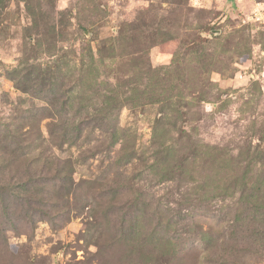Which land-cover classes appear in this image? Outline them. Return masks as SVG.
Instances as JSON below:
<instances>
[{
    "label": "rangeland",
    "instance_id": "rangeland-1",
    "mask_svg": "<svg viewBox=\"0 0 264 264\" xmlns=\"http://www.w3.org/2000/svg\"><path fill=\"white\" fill-rule=\"evenodd\" d=\"M198 27L221 60L205 77V59L187 51ZM122 28L113 66L99 68L105 83L68 112L47 104L58 98L50 86L15 87L19 68L69 88L82 47ZM119 80L131 99L115 112L112 147L97 128L60 152L32 140L52 118L87 115ZM7 129L32 134L26 156L0 142V264H264L248 253L245 210L264 187V0H0V137ZM212 145L228 154L222 174L206 159ZM55 156L70 159L68 193Z\"/></svg>",
    "mask_w": 264,
    "mask_h": 264
},
{
    "label": "trees",
    "instance_id": "trees-1",
    "mask_svg": "<svg viewBox=\"0 0 264 264\" xmlns=\"http://www.w3.org/2000/svg\"><path fill=\"white\" fill-rule=\"evenodd\" d=\"M197 30L198 31L193 34V38L189 42L190 45L187 51H190L191 54L196 55L199 59H205V62L201 67V74L205 77L214 68H216L215 63L220 62L221 60L216 56L211 57L208 53V50L205 49L204 45L209 42L206 37L201 35V32L205 29L198 27ZM125 35L126 30L125 28H122L119 30L116 36L109 37L108 39L100 42V44H97L94 49L88 44L86 47H82V50L79 53L78 61L76 62L78 80L74 83V85L71 83V86L67 89H64L65 86L63 84V79H56L55 81L51 79L52 76L50 75L52 71L50 70L43 75L37 74L35 76H30V72L22 73L19 68H14L11 71V79L17 89L27 94H30V92L34 90L38 84L44 88L42 90H45L46 86L51 87L49 90H58V98H56L54 101H50L47 104L50 105L54 111L63 114L69 111V107H72L74 101L82 102L84 99L90 98V95H87V93L90 92L91 88H95L98 85L105 83L103 80L99 79V68H110L113 66L112 63L115 60L114 53L116 52V48L118 46L123 45V40L126 38ZM218 35L210 34V36L214 39L218 38ZM143 56H146V51H143ZM105 60H108L109 62L106 63ZM177 60L178 59L173 60L176 65L179 64ZM145 66L146 68L142 71L150 75L144 79L152 80V73L157 72L158 70L152 68V66L150 64H146V62ZM168 69L170 68H167V70ZM132 72L135 74L138 73V67H134ZM143 72L141 73L142 77ZM87 74L91 76H87ZM138 80H142V78L139 76ZM128 81V84H130L129 90L133 94L138 93L140 85H137L136 80L130 78ZM56 85H58V87ZM121 86L120 80L119 82L115 81L114 84L108 83L107 88H105L106 90L104 89L105 91H103L100 95L101 98L97 102L98 105L91 103L90 107L92 108V111H89L88 107H83L84 111L82 112H85L87 115L80 117V119L77 121L74 119L68 120V118L58 120H53L52 118V120L46 126L45 134H39L38 136L33 137L32 140H39L38 147H42L41 149L50 146L55 151L60 152L69 149L78 140H80L83 129L89 128L92 130L97 128V130H99L101 133H104L108 136L107 146L109 148L112 147L120 140L119 128L116 126V123H114V119H116L115 112L121 106L125 105L129 99H131L129 96H125L120 93L119 90L121 89ZM75 87L78 89H73ZM141 91L146 93L145 89ZM44 93L46 92L44 91ZM158 100L160 99H155L152 96L147 97L148 103H154ZM31 134V129H26V131L20 134H16L14 132L12 133L11 130L7 129V133L3 137H0V142H3L4 148L10 145L15 146V148L13 147L12 151L9 152L10 155L16 153L19 154L16 149L21 148L20 154L26 156V150L29 147V142L27 143L26 140H28L29 137L31 138ZM20 139H23L25 145L20 146ZM206 149V159L215 162L217 166H219L220 174H222L224 167H221V165L227 161V152L221 151L215 145H212V147L209 148L206 147ZM55 159L58 166L55 168L54 175L56 176L57 182L60 184H68V186L65 185L66 191L68 193L71 185L73 184L71 176L72 165L70 163V159H63L59 156H55ZM28 167L29 166L26 167V171L29 175H31L30 172L33 170H30ZM224 176L225 175H222L223 179ZM226 176H230V173L226 172ZM1 180L2 178H0V185ZM257 191L258 193L251 192L249 194L250 198H247L246 200L247 207L245 206V201H243V204L246 207L245 210H249L250 212V216L248 218L250 228L247 234L248 253L254 258H258V260H260V258L264 255V216L259 210L264 209V187L257 189ZM71 192L73 196L74 192ZM222 192L224 194H228V191L226 190ZM89 207L92 208V206ZM89 207L88 209H90Z\"/></svg>",
    "mask_w": 264,
    "mask_h": 264
},
{
    "label": "water",
    "instance_id": "water-1",
    "mask_svg": "<svg viewBox=\"0 0 264 264\" xmlns=\"http://www.w3.org/2000/svg\"><path fill=\"white\" fill-rule=\"evenodd\" d=\"M219 31L217 30V31H215V33H218Z\"/></svg>",
    "mask_w": 264,
    "mask_h": 264
},
{
    "label": "built area",
    "instance_id": "built-area-1",
    "mask_svg": "<svg viewBox=\"0 0 264 264\" xmlns=\"http://www.w3.org/2000/svg\"><path fill=\"white\" fill-rule=\"evenodd\" d=\"M257 18H260V16H259V17H257Z\"/></svg>",
    "mask_w": 264,
    "mask_h": 264
}]
</instances>
